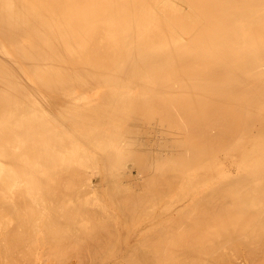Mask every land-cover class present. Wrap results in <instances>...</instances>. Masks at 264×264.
<instances>
[{
    "label": "bare ground",
    "instance_id": "bare-ground-1",
    "mask_svg": "<svg viewBox=\"0 0 264 264\" xmlns=\"http://www.w3.org/2000/svg\"><path fill=\"white\" fill-rule=\"evenodd\" d=\"M260 250L264 0H0V264Z\"/></svg>",
    "mask_w": 264,
    "mask_h": 264
},
{
    "label": "rangeland",
    "instance_id": "rangeland-1",
    "mask_svg": "<svg viewBox=\"0 0 264 264\" xmlns=\"http://www.w3.org/2000/svg\"><path fill=\"white\" fill-rule=\"evenodd\" d=\"M106 130H107V129H106ZM109 131H110V130H109ZM109 131H107V133H108ZM110 132H111V131H110ZM110 132H109L108 134H106V138L110 136V135H109V134H111ZM108 135H109V136H108ZM115 140H117V139H115ZM113 141H114V140H113ZM113 141H111V143H113ZM120 141H121V140H120ZM120 141H118V142H120ZM114 142H117V141H114ZM118 142H117V143H118ZM123 142H124V141H123ZM121 143H122V141H121ZM122 144H123V143H122ZM124 144H125V142H124ZM126 162H128V161H126ZM130 162H131V161H130ZM129 166H130V164L128 163V164H127V168H129ZM82 167L84 168L85 166H82ZM90 167H91V166L89 165V169L87 168L89 171H91ZM80 168H81V167H80ZM91 168H92V167H91ZM87 169H86V167H85V170L88 172ZM92 169H93V168H92ZM101 169H102V168H100V166H99V170H100V171H99V172H100L99 174H103V170H101ZM80 170H81V169H80ZM121 170H122V171L125 170V172H123V174L125 173V175L128 173V172H127L128 169H122V168H121ZM121 170L119 169V171L117 170L116 172H115V171H114V172L117 174V173H119ZM122 171H121V172H122ZM84 173H85V174H88V173H91V174H92V172H88V173H86L85 171H84ZM99 174H97V176H96V180H97V181L100 180V179H101V176H102V175L99 176ZM123 174L121 173V175H120V173H119L120 176H125V175H123ZM88 175H89V174H88ZM103 175H104V174H103ZM117 175H118V174H117ZM115 176H116V175H113V177H115ZM116 177H117V176H116ZM116 177H115V178H116ZM119 178H120V177H119ZM124 178H125V177H121V179H122L123 181L125 180ZM116 179L118 180V178H116ZM121 179H119V180H120L121 185H122L125 181L123 182ZM119 180H118V181H119ZM120 182H119V183H120ZM98 183H99V182H98ZM101 184H102V186H105V188H106V186H107L106 184H104V183H101ZM123 185L126 186L127 183H126V184L124 183ZM104 190H105L104 188H102V189L99 190V191H100V192H99L100 196L102 197V199H104L103 202H101L102 200L100 199V196L98 197V195H97V196H96V199L92 198V200H93V201H97V200H98V201H97V202H93V201H92V202H93L92 204H94V205L98 204L99 207H100V206L103 207V204H104V205H105V210H106V207L108 206L107 209L110 208L109 211L112 210V211H110V214H111V212H112V215H110V214H109V215L112 216L113 221L115 222V219H116V216H117L116 213L119 214L120 212L117 211L118 208H116V206L114 207V204L112 205L114 208H111L110 203H108L109 201L106 199V198H109V200H110V197L106 196L107 194H106V192H105ZM104 192H105V195H104ZM104 196H106V198H105ZM98 198H99V199H98ZM99 200H100V201H99ZM107 201H108V202H107ZM149 201L152 202V200H149ZM100 202H101V204H102V203H103V204L100 205ZM104 202H105V203H104ZM149 204H150V203H149ZM149 204H148V205H149ZM94 205H93V206H94ZM96 206H97V205H96ZM96 206H95V207H96ZM98 206H97V208H98ZM149 207H150V205H149ZM149 207H147V205H146V209H147V210L149 209ZM115 208H116V209H115ZM113 209H115L116 212H115ZM150 209H152V205H151V208H150ZM150 209H149V210H150ZM149 210H148V211H149ZM107 211H108V210H107ZM113 211L115 212L114 214H115L116 216H115V215L113 216ZM119 215H120V214H119ZM119 217H120V216H119ZM114 218H115V219H114ZM138 218H140V217H137V223H139V221H140V220L138 221ZM12 219H13V218H12ZM12 219H9V220L13 221L12 223H15V222H14L15 220H12ZM117 219H119V220L121 219L122 222H123V219H124V218L121 216V218H117ZM117 219H116V220H117ZM119 220H118V222L116 221V222L114 223L115 225H113V226L116 227V223H119V222H120ZM125 220H126V219H125ZM133 220H134V219H133ZM5 221H6V223H8V222H7L8 219L5 220ZM130 221H131V222H130ZM130 221L128 222L127 226H131V224L133 223L132 220H130ZM122 222H120L121 224L119 223L120 226L117 224V226L119 227V228H118V227H117V228L121 230L120 227H122V228H123V229H122V232L124 233L125 228L123 227L124 224L122 225ZM9 223L11 224V222H9ZM126 223H127V221H126ZM134 223H135V225H134ZM134 223H133V226H135V227L133 228V226H131V227H132V231H133V229H134V231H137V230H138V227H139V224L136 225V224H137V223H136V220L134 221ZM90 225H91V224H90ZM12 226H14V229L17 228V227H15L16 224H15V225H12ZM91 226H92V225H91ZM137 226H138V227H137ZM10 227H11V226H10ZM88 227H90V226H88ZM115 227H114V228H115ZM131 227H130V228H131ZM117 228H115V230H114V231H115V234L118 233V229H117ZM136 228H137V229H136ZM11 229H12V227H11ZM116 229H117V230H116ZM127 229H129V228H127ZM127 229H126V230H127ZM12 230H13V229H12ZM126 230H125V232H126ZM122 232H120L119 234H120V235H123ZM127 232H128V231H127ZM127 232H126V233H127ZM129 232H130V231H129ZM124 234H125V233H124ZM111 235H113V234H111ZM120 235H119L118 237H116V235H115L116 240H117V241L122 240V242H123L125 236L123 235V237H122V236H120ZM109 236H110V235H109ZM107 237H108V236H107ZM107 237H106V238H107ZM113 237H114V236H113ZM119 237H120V238H119ZM118 238H119V239H118ZM108 239H109V240H108ZM108 239H107V240L110 241V242L112 241V239H113V241H115L114 238H112V236H111L110 238L108 237ZM110 239H111V240H110ZM125 239H126V238H125ZM107 240H105L106 242H104V245H105V246H106V244H107V246H108V244H110V243H108ZM113 241H112V242H113ZM86 242H87V244H88V241H87V240H86ZM89 242H90V241H89ZM120 242H121V241H120ZM105 243H106V244H105ZM113 243H115V242H113ZM112 245H113V244H112ZM41 246H42V248H49V247H50L49 245H48V247H46L47 245H46V246L41 245ZM107 246H106V247H107ZM110 246H111V245H110ZM27 248H28V247H27ZM42 248H41V250H42ZM50 248H52V247H50ZM108 248H110V247L108 246ZM104 249H105V247H104ZM106 249H107V248H106ZM260 251H261V250H260ZM262 252H263V253H262ZM16 253H17V252H16ZM16 253L14 254L15 257H16ZM21 253H22V252H19V253L17 254L18 257H17V260H15L16 262L18 261L19 264L22 262V261H20L21 258L19 257V256H21V255H19V254H21ZM23 253H24V252H23ZM259 253H260L261 255H260V254H258V255L260 256V258H262V261H263V263H264V260H263V259H264V257H263L264 251L262 250V251L259 252ZM240 255L243 256V254H240ZM237 256H239V255H237ZM22 257H23V254H22ZM12 258H13V256H12ZM18 258H20V260H19ZM43 258L46 259L47 257H43V256H42V259H43ZM260 258L257 259L258 262L260 261V260H259ZM15 261L12 262V263L10 262V264H13V263L18 264V263H16ZM257 261L255 262V264H258ZM262 261H261V262H262ZM263 263H260V264H263ZM1 264H2V263H1ZM8 264H9V263H8Z\"/></svg>",
    "mask_w": 264,
    "mask_h": 264
}]
</instances>
